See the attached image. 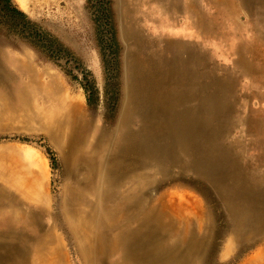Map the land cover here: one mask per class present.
I'll list each match as a JSON object with an SVG mask.
<instances>
[{
  "label": "rangeland",
  "instance_id": "374dc122",
  "mask_svg": "<svg viewBox=\"0 0 264 264\" xmlns=\"http://www.w3.org/2000/svg\"><path fill=\"white\" fill-rule=\"evenodd\" d=\"M121 1L124 18L119 0H11L21 15L5 13L0 2V92L9 96L22 68L33 70L44 83L58 86L59 97L67 94L80 106L91 140L93 130L115 128L130 62L158 60L167 52L165 44H183L192 53L199 96L207 86L213 92L210 140L227 160L206 177L186 162L168 166L141 159L121 184H131V173L148 175L137 191L138 206L160 198L183 205L195 233L207 236L201 264H241L264 252V0H178L173 21L156 14L148 0ZM123 22L134 29L136 45L122 36ZM36 97L42 109L56 106ZM40 113L5 114L0 120V228L3 213L18 220L15 232L0 240L9 252L13 246L12 262L0 264H83L65 222L64 194L84 185L92 171L85 159L73 163L62 157L66 148L53 144L45 132L50 122ZM138 120L133 118L131 129ZM244 195L253 199L246 200L247 222L223 256L239 223L226 199L235 205ZM14 199V206L7 205ZM161 235L162 244L176 239L166 231ZM4 251L1 246L0 255Z\"/></svg>",
  "mask_w": 264,
  "mask_h": 264
},
{
  "label": "bare ground",
  "instance_id": "6f19581e",
  "mask_svg": "<svg viewBox=\"0 0 264 264\" xmlns=\"http://www.w3.org/2000/svg\"><path fill=\"white\" fill-rule=\"evenodd\" d=\"M147 2L155 5L156 14L174 20L171 15L177 12L178 0ZM119 3L120 17L124 18L127 10L123 1ZM145 13L148 15L147 11ZM149 21L154 22L152 17ZM121 33L126 40L137 44L134 29L125 22ZM165 49L168 56L165 53L158 60L148 57L144 60L146 63L130 62L129 70L124 73L123 99L115 128L112 131L93 130L91 140L86 138L88 122L80 106L67 94L59 97L58 86L44 83L33 70L27 72L22 68L24 73L20 71L15 76L9 96L4 97L0 92V120H5V114L14 118L40 111L42 114L38 117L50 122L45 132L53 144L66 148L62 157L73 163L85 159L90 165L91 176H87L84 185L65 191L63 206L65 222L83 264H201L200 259L207 251V236L201 231L195 233L194 223L184 214L183 205L160 198L155 202L145 199L138 206L137 191L148 183V175L131 173L134 174L129 179L131 184H121L141 159H152L168 166L186 162L187 167L206 177L220 172L223 168L219 167L227 160L226 154L210 140L213 92L207 86L203 96H199L192 53L176 41L165 44ZM22 75L25 78L21 79ZM36 96L40 102H54L56 106L42 109L36 100L33 102ZM136 117L139 124L131 129ZM85 151L92 152L91 157L86 156ZM247 196H237L235 205L226 199L239 223L225 245L223 256L232 250L233 242L241 238V224L247 222L243 212L251 208L246 200L253 201ZM12 201L8 200L7 205L14 206L15 199ZM11 214L3 213L0 240L15 232L13 225L18 220ZM195 220L200 226L201 217ZM165 231L176 239L162 244L161 233ZM4 242H0V247H5L0 261L12 262L10 254L14 248L10 246L9 252ZM241 264H264V252L256 253Z\"/></svg>",
  "mask_w": 264,
  "mask_h": 264
},
{
  "label": "trees",
  "instance_id": "16d2710c",
  "mask_svg": "<svg viewBox=\"0 0 264 264\" xmlns=\"http://www.w3.org/2000/svg\"><path fill=\"white\" fill-rule=\"evenodd\" d=\"M1 4H2V9L3 11H5V13H18L19 15H21V13H19V11L16 10V8L12 7L11 4V0H0Z\"/></svg>",
  "mask_w": 264,
  "mask_h": 264
}]
</instances>
